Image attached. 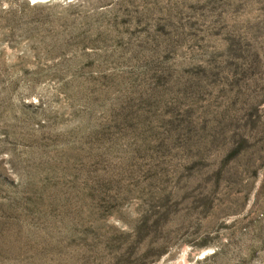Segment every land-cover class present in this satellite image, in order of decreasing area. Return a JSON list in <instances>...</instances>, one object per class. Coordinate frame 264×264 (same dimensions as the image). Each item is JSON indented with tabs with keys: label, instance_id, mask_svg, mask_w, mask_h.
I'll use <instances>...</instances> for the list:
<instances>
[{
	"label": "rangeland",
	"instance_id": "1",
	"mask_svg": "<svg viewBox=\"0 0 264 264\" xmlns=\"http://www.w3.org/2000/svg\"><path fill=\"white\" fill-rule=\"evenodd\" d=\"M0 264H264V0H0Z\"/></svg>",
	"mask_w": 264,
	"mask_h": 264
}]
</instances>
